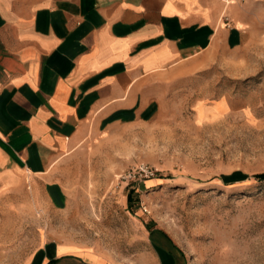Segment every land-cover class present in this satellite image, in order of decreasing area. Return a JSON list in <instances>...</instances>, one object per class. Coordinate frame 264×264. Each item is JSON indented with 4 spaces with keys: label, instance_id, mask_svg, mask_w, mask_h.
I'll use <instances>...</instances> for the list:
<instances>
[{
    "label": "rangeland",
    "instance_id": "1",
    "mask_svg": "<svg viewBox=\"0 0 264 264\" xmlns=\"http://www.w3.org/2000/svg\"><path fill=\"white\" fill-rule=\"evenodd\" d=\"M240 6L239 48L155 78L145 92L151 112L107 126L71 155L61 171L71 202L41 213L43 242L113 264H155L148 235L159 226L187 264H264V180L255 177L264 172V0ZM142 163L157 175L125 177ZM37 247L27 245V256Z\"/></svg>",
    "mask_w": 264,
    "mask_h": 264
},
{
    "label": "crops",
    "instance_id": "2",
    "mask_svg": "<svg viewBox=\"0 0 264 264\" xmlns=\"http://www.w3.org/2000/svg\"><path fill=\"white\" fill-rule=\"evenodd\" d=\"M218 1L0 0V264H113L43 242L41 213L70 205L61 171L83 142L152 111L149 83L245 42L241 6L226 26ZM148 239L155 264H187L162 227Z\"/></svg>",
    "mask_w": 264,
    "mask_h": 264
},
{
    "label": "built area",
    "instance_id": "3",
    "mask_svg": "<svg viewBox=\"0 0 264 264\" xmlns=\"http://www.w3.org/2000/svg\"><path fill=\"white\" fill-rule=\"evenodd\" d=\"M223 4V8L221 11L220 19L224 22L226 26L232 25V16H231V8L234 5H240L245 3L247 0H220ZM157 168L149 164H139L132 169H130L125 177L132 179H143V178H152L157 175Z\"/></svg>",
    "mask_w": 264,
    "mask_h": 264
},
{
    "label": "trees",
    "instance_id": "4",
    "mask_svg": "<svg viewBox=\"0 0 264 264\" xmlns=\"http://www.w3.org/2000/svg\"><path fill=\"white\" fill-rule=\"evenodd\" d=\"M255 177L257 179H260V180H264V172L263 173H258V174H255ZM128 200L130 201L131 200V194H129L128 196ZM60 259H51L50 262L48 264H55L57 262H59Z\"/></svg>",
    "mask_w": 264,
    "mask_h": 264
}]
</instances>
